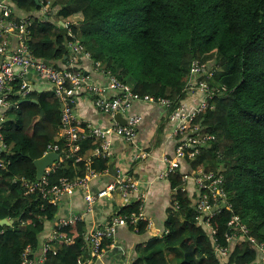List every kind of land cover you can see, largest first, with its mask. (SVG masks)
Listing matches in <instances>:
<instances>
[{
    "label": "trees",
    "instance_id": "1",
    "mask_svg": "<svg viewBox=\"0 0 264 264\" xmlns=\"http://www.w3.org/2000/svg\"><path fill=\"white\" fill-rule=\"evenodd\" d=\"M49 1V14L41 9ZM11 0L18 18L31 21L27 45L31 55L59 70L70 68L67 44L82 47L91 62L115 76L139 96L161 97L178 107L188 96L187 83L201 77L189 74L190 65H206L211 76L203 78L210 90L219 91L209 108L191 124L213 137L195 158L186 160L189 172L223 176L222 189L230 210L223 208L212 220L220 244L231 233L227 222L238 215L250 234L264 243V0ZM17 13H23L25 17ZM44 17H47L45 19ZM49 17V18H48ZM45 20V21H42ZM76 70V69H74ZM224 88V90H223ZM16 82L9 100L16 108L7 112L0 129L6 151L0 158V264H20L27 246L42 250L40 235L54 222L58 206L38 194H25L20 179L36 182L33 161L49 144L63 149L60 103L50 94L30 91L18 95ZM195 94V93H194ZM202 99V94H201ZM21 100H27L20 102ZM85 137L76 144L77 155L97 146L84 124ZM76 154L57 164L47 175L49 186L61 178L84 176L86 163ZM89 167L101 174L108 158L95 157ZM180 168V167H179ZM172 206L165 222L166 235L152 238L132 264H253L256 253L238 240L225 259L215 255L208 232L197 223L198 213L185 190L184 174L169 177ZM184 189V190H183ZM138 203L121 208L117 215L138 212ZM146 222L136 225L146 231ZM84 222L58 230L68 243L48 251V264H77L83 253ZM105 245V243L103 244ZM40 246V247H39Z\"/></svg>",
    "mask_w": 264,
    "mask_h": 264
},
{
    "label": "built area",
    "instance_id": "2",
    "mask_svg": "<svg viewBox=\"0 0 264 264\" xmlns=\"http://www.w3.org/2000/svg\"><path fill=\"white\" fill-rule=\"evenodd\" d=\"M5 1L0 2V129L4 125V118H7V112L16 108L11 103L9 96L11 95L16 82H20V91L18 95L24 98L29 92L28 82L25 77L32 73L36 81L45 82L50 86L51 95L60 103V125L61 137L65 140L63 149L57 144H49L44 153L60 154L59 159L51 167L45 170L40 180L36 182H28L20 179L25 189V194H38L43 200L52 206H59L60 200L64 196H72L75 191L82 190L84 192L85 211L83 214L71 212L66 217H60L55 220L54 231L48 237L44 244L40 255H36L35 251L27 246L22 253L20 264H41L46 260V253L53 251L52 245L63 241L68 243L69 240L64 239L58 234V230L75 222H81L84 216L91 214L94 204L108 196L113 190H120L124 198H129L137 194V184L125 179L124 176H118L116 180L106 186L104 189L91 193L89 190V182L96 178L99 173L86 166L83 177L77 179L61 178L57 184L49 186L47 175L62 162L65 157H69L78 150L76 142L85 137L79 133L77 126L80 124L73 114L72 104L74 103L75 93L84 91L92 95V101L95 108L112 118L117 113L121 115L128 110L131 102H143L156 104L164 107L167 120L172 123V136L177 141L175 153L171 158H164L166 169L157 175L158 179H168L171 175L178 172L179 167L186 160L195 158L199 150L203 148L213 137L203 132H199L197 128H191L194 119L209 108L208 101L217 95L218 90H210L203 78L211 76L210 70L206 65L193 61L190 65L189 74L191 78L200 77L196 83L189 82L184 87L187 95L200 93L202 99L197 106H186L182 102L178 107L173 108L170 101L161 97L139 96L131 91V89L119 81L110 73L108 75V84L104 88L92 86L89 84L87 77L80 71L74 70L77 58L84 56L90 59L88 53H84L82 47L68 43L67 49L70 52L69 69L58 70L48 61L39 60L31 55L27 45L29 36V26L31 21L20 19L15 13V9ZM49 1L41 9L42 15L49 14ZM47 19V17H44ZM49 18V17H48ZM45 21V20H42ZM13 41V43H12ZM96 66H99L95 63ZM224 90V88H223ZM112 92L113 95L108 94ZM139 118L131 117L126 119V124L121 126L114 122L111 127L106 129L90 128L88 135L99 142L98 148L95 150V157H109V137L115 136L126 142H133L136 136V126ZM6 151L3 138L0 134V154ZM65 156V157H64ZM145 158L146 155L137 156ZM76 162L78 158L76 157ZM5 162L0 158V168L5 166ZM194 184V195L196 201L194 208L198 213L197 223L202 226L209 234L215 255L219 259H225L229 255L232 247L238 240L245 241L251 246L256 253L253 264H264V243L253 237L246 225L241 221L238 215L232 214L227 222V226L231 233L225 237V243L220 244L215 238V230L212 227V220L221 210L230 206L226 201V193L222 189L223 176L220 173L199 171L196 175L189 176ZM187 176H184L186 182ZM184 190V189H183ZM138 212L131 213L128 216L114 215L103 224L94 225L84 232V249L87 248L90 258L87 260H78L77 264H89L91 259L99 258L104 252L103 244L111 240L118 226H136L139 221H145L143 215V207L138 201Z\"/></svg>",
    "mask_w": 264,
    "mask_h": 264
},
{
    "label": "crops",
    "instance_id": "3",
    "mask_svg": "<svg viewBox=\"0 0 264 264\" xmlns=\"http://www.w3.org/2000/svg\"><path fill=\"white\" fill-rule=\"evenodd\" d=\"M10 3L11 0H0ZM25 17L23 13H17ZM13 43V41H12ZM96 66L91 59L84 56L77 58L74 68L80 71L89 84L92 86L104 88L108 84V75L103 66L97 63ZM60 70H65L66 65H60ZM30 91L44 92L50 96V86L45 82L36 81L32 73L25 77ZM112 96L113 93L108 94ZM201 100V94L195 93L187 96L183 101L186 106H197ZM75 119L80 124H84L86 129L111 127L114 119L106 114L99 112L93 105L92 95L84 91H78L74 96L72 104ZM2 112L0 111V114ZM122 117L128 120L131 117L139 118L136 126V136L131 143L118 137H109V167L111 170L99 174L89 182V190L96 193L112 184L118 176H124L125 179L137 184V194L129 198H124L120 190H113L108 196L98 200L92 209L91 214L84 216L82 222L85 223L84 230L90 229L94 225L103 224L111 216L117 215L119 210L128 207L133 203H138L139 198L143 207V215L146 219V231L138 233L136 226H118L111 240L105 242L104 252L99 258L91 259L89 264H132L134 260L145 249L147 243L152 238L162 239L166 235L165 222L168 212L172 206L173 190L171 189L169 178L158 179L157 175L166 169L164 158H171L175 153L177 141L172 136L173 125L167 120L164 107L156 104L133 101L130 107ZM8 117L4 118V124L8 122ZM61 137V136H60ZM97 146L84 151L82 155L75 156L79 161L86 165L90 164L95 158V150L99 142L94 140ZM145 154V158H138ZM56 163V162H55ZM184 176H187L185 190L193 200L194 184L189 176L196 175L189 172L188 165L183 164L178 169ZM198 173V172H197ZM84 192L77 190L70 197L61 198L58 206L57 218L66 217L71 212L83 214L85 211ZM137 225V224H136ZM54 231V222L46 223L45 230L40 235V243L50 237ZM40 247V246H39ZM54 252L57 244L52 245ZM38 256V252L36 254ZM90 258L87 248L84 249L80 260L84 261ZM41 264H48L45 260Z\"/></svg>",
    "mask_w": 264,
    "mask_h": 264
},
{
    "label": "water",
    "instance_id": "4",
    "mask_svg": "<svg viewBox=\"0 0 264 264\" xmlns=\"http://www.w3.org/2000/svg\"><path fill=\"white\" fill-rule=\"evenodd\" d=\"M35 3L40 5L39 0H35ZM27 100H21L20 102H25ZM114 121L119 123L121 126H124L126 124V120L122 117L120 113H117L114 116ZM60 154L57 153H48L47 155L42 156L40 159L34 160L33 165L36 169V180H40L41 176H43L46 169L51 167L55 162L58 161ZM111 166L109 167V170H111ZM12 223L9 221H1L0 225H6L10 226Z\"/></svg>",
    "mask_w": 264,
    "mask_h": 264
}]
</instances>
